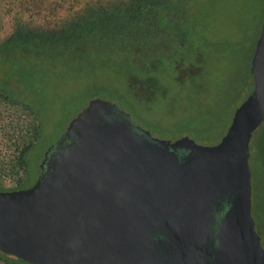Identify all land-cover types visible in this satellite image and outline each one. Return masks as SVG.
Instances as JSON below:
<instances>
[{
    "label": "water",
    "instance_id": "obj_1",
    "mask_svg": "<svg viewBox=\"0 0 264 264\" xmlns=\"http://www.w3.org/2000/svg\"><path fill=\"white\" fill-rule=\"evenodd\" d=\"M251 73L215 144L153 136L93 98L48 147L36 182L0 191V250L32 264H190L224 202L209 264L255 263L249 155L264 126V18Z\"/></svg>",
    "mask_w": 264,
    "mask_h": 264
},
{
    "label": "rangeland",
    "instance_id": "obj_2",
    "mask_svg": "<svg viewBox=\"0 0 264 264\" xmlns=\"http://www.w3.org/2000/svg\"><path fill=\"white\" fill-rule=\"evenodd\" d=\"M193 8L192 31L196 46L204 48L203 60L194 62L200 72L186 80L181 87L176 85L174 76L169 75L166 94L159 92L152 103L136 105L142 120L135 116L133 120L148 127L147 119H160L171 131L170 137L166 138L188 135L198 143L213 144L219 142L227 132L238 105L252 90L249 83L252 75L250 56L255 33L264 17V0H208L203 1L202 7L197 3ZM188 23L191 33L192 25ZM206 39L211 45H206ZM98 57L95 61L82 60L71 70L60 66L59 71L49 77L44 91L49 99V105L44 106L45 135L31 158L30 183L36 182L48 147L58 140L71 120L93 98L114 101L120 107L129 109L127 101L121 98L128 93L127 71L116 62L108 61L104 53H99ZM191 69L197 71V68ZM56 91L59 97L55 95ZM111 91L117 92L118 98ZM57 105L60 109L54 111L52 108ZM262 129L263 126H260L253 134L249 163L253 176L252 215L264 247V173L257 141ZM153 134L156 137L169 136L163 132L152 131ZM254 176L257 177L256 183ZM257 192L259 210L255 196Z\"/></svg>",
    "mask_w": 264,
    "mask_h": 264
},
{
    "label": "trees",
    "instance_id": "obj_3",
    "mask_svg": "<svg viewBox=\"0 0 264 264\" xmlns=\"http://www.w3.org/2000/svg\"><path fill=\"white\" fill-rule=\"evenodd\" d=\"M203 1L208 0H152L155 3L153 7L160 10L159 24L163 26L161 32L152 28L151 19L145 25L140 21H133L129 26L124 14H118L119 22L122 19L125 27L124 31L120 25L117 27V32L112 38V47L117 56L123 58L118 59V66L127 71L126 78L131 84L133 80L142 82L149 78L156 81L157 93L165 92L166 94V80L169 75L172 74L176 85L181 87L185 84L179 79L183 71L194 66L197 71L191 77L200 72L194 62L200 63L203 60L204 48L196 46L192 31L193 6L198 3L199 7H202ZM140 7L141 5L138 8ZM135 12L141 13L137 8ZM169 14L171 16H168ZM188 22L192 25L191 33ZM262 23L263 19L255 33L250 59L253 56ZM74 24L71 27L73 34L68 37L63 36L62 39H70V36H73L75 40L79 39L80 22ZM93 26H95L94 19L87 29H92ZM47 40L49 38L46 32L20 27L15 34L0 41V190L22 189L35 183V181L30 183L31 158L37 152L45 135L44 106L49 105V99L47 100L44 94L45 86L51 74L59 71L58 67L62 66L65 70H71L83 57L78 44L71 49L67 46L57 49L46 46ZM182 40H188V43L183 45ZM206 45H211L207 39ZM126 86L129 89V85ZM127 94L131 97V101H134L130 102L131 104L144 105L138 102L140 100L132 91L129 90ZM55 95L59 97L57 91ZM57 106L52 109L57 111L60 109ZM135 117L142 120L139 111ZM147 120H149L148 127L153 132H163L168 135L171 133L163 120L156 118ZM154 121L157 124H151ZM258 136H260L257 141L264 173V126ZM254 182H257L256 176H254ZM255 196L257 210H259V193L257 192ZM0 264L32 263L0 250Z\"/></svg>",
    "mask_w": 264,
    "mask_h": 264
},
{
    "label": "flooded vegetation",
    "instance_id": "obj_4",
    "mask_svg": "<svg viewBox=\"0 0 264 264\" xmlns=\"http://www.w3.org/2000/svg\"><path fill=\"white\" fill-rule=\"evenodd\" d=\"M139 5H141L140 8H138ZM154 5L155 3L152 2V0H0V41L15 34L20 27H28L33 30H39L40 32H46L49 40L46 41L45 45L50 48L60 49L67 46L68 49H71L74 45L78 44L83 53L80 62L85 59L95 61L99 58V53H104L108 61L113 63L116 62L118 65V59L122 60L123 58H120L115 53L112 47V38L114 37V33L117 32V27L119 25L122 27V31H124L125 27L122 19L121 22H119L118 14H124L128 19L129 26L133 21H140L145 25L148 20L151 19L152 28L161 32L163 26L159 24L160 10L153 7ZM136 8L141 11L140 14L135 12ZM168 16L171 15L169 14ZM92 19H94L95 26H93L92 29L88 28V30L87 27L91 26ZM76 22H80L81 27L79 39L75 40L73 36H70V39H62L63 36L68 37L73 34L71 27L74 26ZM182 42L183 45H186L188 40H182ZM125 61L129 63L127 60ZM190 68L191 67L183 71L182 76L179 77L180 80L185 82L192 78L191 76H193L196 71ZM127 84L129 85V89L126 87L127 90L133 92L134 96L140 100L138 102L144 104H146V102L152 103L154 96L157 94V88L155 87L156 81L152 79L146 78L142 82L136 79L133 80L132 84L130 80L128 81L127 79ZM111 94H115L113 96L118 98L117 92L111 91ZM121 98L124 102L127 101L129 109L125 107L121 108L130 114L132 121L136 125L152 133L150 128L140 124L142 122L139 121L140 123H138L133 120V116L138 113V107L130 103L134 102L131 101V97L126 93L122 95ZM140 116L142 117L141 114ZM151 124L155 125L157 123L154 121L151 122ZM182 136L185 135L167 139L174 140ZM18 189L19 188H13L0 191ZM225 209L226 203L224 202L215 209L214 222L213 224L211 222L212 227L209 228L201 244L191 249L187 256L186 260H190V264H209V261L212 260V253L217 245V223L220 216L226 211ZM258 216L260 217L259 214ZM261 246L263 250L262 255L253 264H264V247L262 243ZM181 264L188 263L183 262Z\"/></svg>",
    "mask_w": 264,
    "mask_h": 264
}]
</instances>
